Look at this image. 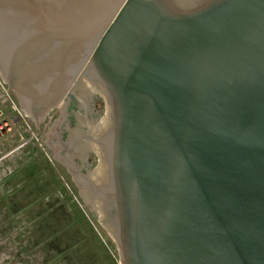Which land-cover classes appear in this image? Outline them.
Wrapping results in <instances>:
<instances>
[{"label": "water", "instance_id": "water-1", "mask_svg": "<svg viewBox=\"0 0 264 264\" xmlns=\"http://www.w3.org/2000/svg\"><path fill=\"white\" fill-rule=\"evenodd\" d=\"M0 81L36 136L103 98L47 143L120 264H264V0H0Z\"/></svg>", "mask_w": 264, "mask_h": 264}, {"label": "rangeland", "instance_id": "rangeland-1", "mask_svg": "<svg viewBox=\"0 0 264 264\" xmlns=\"http://www.w3.org/2000/svg\"><path fill=\"white\" fill-rule=\"evenodd\" d=\"M96 104L104 109L102 99ZM9 109L0 135V264H120L116 244L47 143L59 106L37 136Z\"/></svg>", "mask_w": 264, "mask_h": 264}, {"label": "flooded vegetation", "instance_id": "flooded-vegetation-1", "mask_svg": "<svg viewBox=\"0 0 264 264\" xmlns=\"http://www.w3.org/2000/svg\"><path fill=\"white\" fill-rule=\"evenodd\" d=\"M79 85V84H78ZM91 94V97L88 98V102L87 104H84V97L80 94V92H76V98L78 101H80L79 103H75L73 102L72 100H70L69 97H66V101L63 103V101H60L58 102L57 104H55L54 106H59V115L57 116V118H55V120L53 121L56 122L58 119H60V117L62 118V129L64 131V136L66 135L67 136V139L70 140V137L71 139H75L76 137H78L80 134L81 135H84V134H87L90 129L95 126V124L99 123V121L101 120V118L103 117L104 115V110H105V107L104 109H100L98 107V105L96 104L97 103V100L99 99H102L103 98L97 94V93H93V92H90ZM79 95V96H78ZM65 97V96H64ZM98 97V98H97ZM83 99V100H82ZM83 101V102H82ZM62 102V103H61ZM68 103V104H67ZM66 104V105H65ZM86 105L85 108H83L84 106ZM89 105V106H88ZM52 106V107H54ZM95 106V107H94ZM61 108V109H60ZM90 108V110L88 109ZM96 108V109H95ZM67 110V111H66ZM88 110V112H87ZM65 111V112H64ZM90 111V112H89ZM96 111V112H95ZM86 114H85V113ZM94 112H95V115H94ZM99 112V113H98ZM101 112V113H100ZM66 113V114H65ZM61 115V116H60ZM86 115V116H85ZM102 115V116H101ZM66 117V118H65ZM85 117V118H84ZM83 118V119H82ZM86 118L88 120H86ZM93 118V121L91 120ZM99 118V119H98ZM65 120V121H64ZM68 120V122H67ZM89 124V126L91 127H88V125H86L87 123ZM81 121V122H80ZM91 121V122H90ZM93 122V123H92ZM97 122V123H96ZM67 123V124H66ZM86 123V124H85ZM80 124V125H79ZM84 126H83V125ZM64 127V128H63ZM68 129V130H67ZM73 130V132H72ZM69 131V132H67ZM77 132V133H76ZM69 133V134H68ZM77 135H76V134ZM69 135V136H68ZM72 135H74L75 138L72 137ZM76 135V136H75ZM68 141V140H67ZM71 141V140H70ZM60 153V152H59ZM62 154V157L67 158L65 159V162H67V164H71L72 163V167H74L75 170H79V169H82L83 171H85V168L87 167L88 169L93 167V165L95 164V156L92 155L93 153L91 154H88L86 156V159H84L85 161V164H81V159L79 158L78 156V153L75 152V151H70L68 155H66L65 153H61ZM77 154V155H76ZM64 155V156H63ZM75 155V157L73 156ZM78 156V157H77ZM72 160V161H71ZM71 161V162H70ZM87 161V162H86ZM80 164L83 166L82 168H80ZM87 164V165H86ZM64 166V165H63ZM79 167V168H78ZM81 171V170H79ZM77 186V185H76Z\"/></svg>", "mask_w": 264, "mask_h": 264}, {"label": "built area", "instance_id": "built-area-1", "mask_svg": "<svg viewBox=\"0 0 264 264\" xmlns=\"http://www.w3.org/2000/svg\"><path fill=\"white\" fill-rule=\"evenodd\" d=\"M13 109V111H16L18 117H22V113L20 112L19 108L3 86L2 82L0 81V135L3 134L4 130L8 129L9 127L7 126V113L10 111V109ZM17 116H15L16 119H18Z\"/></svg>", "mask_w": 264, "mask_h": 264}, {"label": "bare ground", "instance_id": "bare-ground-1", "mask_svg": "<svg viewBox=\"0 0 264 264\" xmlns=\"http://www.w3.org/2000/svg\"><path fill=\"white\" fill-rule=\"evenodd\" d=\"M78 86H79V85H78ZM90 91H91V89H90L89 87H86V86L83 87L82 90L80 91V94L84 97V98H83L84 100L82 99V100L84 101V104H87V102H88V101H87L88 98L91 97V95H90V94H91ZM78 92H79V91H78ZM75 95H76V93H75ZM78 96H79V95H78ZM97 98H98V97H97ZM70 100H71V99H70ZM78 100H80V99H78ZM83 101H82V102H83ZM79 102H80V101H78V103H79ZM61 103H62V102H61ZM80 103H81V102H80ZM67 104H68V103H67ZM65 105H66V104H65ZM88 106H89V105H88ZM85 107H86V105H85L83 108H85ZM94 107H95V106H94ZM60 109H61V108H60ZM88 109L90 110V108H88ZM95 109H96V108H95ZM66 111H67V110H66ZM64 112H65V111H64ZM87 112H88V110H87ZM89 112H90V111H89ZM95 112H96V111H95ZM95 112H94V115H95ZM84 113H85V112H84ZM98 113H99V112H98ZM100 113H101V112H100ZM65 114H66V113H65ZM85 114H86V113H85ZM60 116H61V115H60ZM85 116H86V115H85ZM101 116H102V115H101ZM65 118H66V117H65ZM84 118H85V117H84ZM82 119H83V118H82ZM98 119H99V118H98ZM86 120H88V119L86 118ZM91 120L93 121V118H92ZM64 121H65V120H64ZM84 121H85V120H84ZM67 122H68V120H67ZM80 122H81V121H80ZM85 122H86V121H85ZM90 122H91V121H90ZM86 123H87V122H86ZM86 123H85V124H86ZM88 123H89V122H88ZM88 123H87L86 125H88V127H91V126H89ZM92 123H93V122H92ZM96 123H97V122H96ZM66 124H67V123H66ZM79 125H80V124H79ZM82 125H83V124H82ZM83 126H84V125H83ZM63 128H64V127H63ZM67 130H68V129H67ZM67 132H69V131H67ZM72 132H73V130H72ZM76 133H77V132H76ZM76 133H75V134H76ZM68 134H69V133H68ZM76 135H77V134H76ZM76 135H75V136H76ZM80 135H81V134H80ZM68 136H69V135H68ZM72 137L75 138L74 135H72ZM70 140H71V137H70ZM68 141H69V140H68ZM63 154H64V153H63ZM87 155H88V154H87ZM92 155H93V154H92ZM63 156H64V155H63ZM69 156H70V155H69ZM78 156H79V154H78ZM78 156H77V157H78ZM65 159H67V158H65ZM65 159H64V160H65ZM85 159H86V158H85ZM71 161H72V160H71ZM71 161H70V162H71ZM73 162H74V161H73ZM73 162H71L70 165H72ZM86 162H87V161H86ZM86 165H87V164H86ZM74 167H75V166H74ZM82 167H83V166H82ZM78 168H79V167H78ZM80 168H81V167H80ZM86 168H87V167H86ZM79 170H80V169H79ZM76 171H77V170H76Z\"/></svg>", "mask_w": 264, "mask_h": 264}]
</instances>
